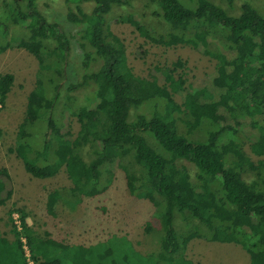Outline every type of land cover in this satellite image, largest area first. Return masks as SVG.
<instances>
[{
    "label": "trees",
    "instance_id": "obj_1",
    "mask_svg": "<svg viewBox=\"0 0 264 264\" xmlns=\"http://www.w3.org/2000/svg\"><path fill=\"white\" fill-rule=\"evenodd\" d=\"M64 1L75 7L68 8L66 19L81 26L77 40L85 70L82 79L66 89H82L79 92L84 94L96 89L103 95L71 112L79 124L76 132L66 111L60 124L53 109L65 78L60 60L69 49L66 33L58 22L44 16L39 0L3 1L0 53L10 47L23 48L38 63L35 84L27 95L10 150L32 177L51 176L45 168L48 164L63 168L71 182L69 191L77 197L100 193L101 167L109 159V164L123 169L130 193L154 205L159 220L157 250L141 252L125 234L117 233L88 245L44 238L29 224L27 211L12 206L8 210L12 238L0 233V264H198L183 252L194 237L237 244L253 264H264V188L257 180L253 188L243 177L238 159L215 141L225 134L232 138L234 152L245 155L241 148L245 141L255 144L264 139V10L250 5L249 0H242L237 14L224 7L227 4L235 9L234 0H191L193 5L181 0H147L146 7L154 6L151 14L167 23L169 30L154 34L150 26L142 36L156 45L180 44L212 56L218 60L219 73L225 75L223 84L214 83L213 74L185 87V79L174 75L175 68L154 65L148 79L136 75L128 65L123 41L105 25V15L112 7L128 0ZM120 20L138 23L132 15ZM8 22L26 33L2 42L9 33ZM92 54L101 61L95 71L88 70ZM13 82L12 73L0 74L2 107ZM174 94H180L182 105L168 99ZM149 101H154L151 111L137 112L132 119L133 110ZM203 103L211 106L213 117L201 111ZM176 112L183 113L188 133L204 130L206 125L209 138L182 133ZM42 122L45 126L38 144L32 138ZM259 154L264 156V142ZM125 158H129L130 167L123 162ZM185 162L193 166V179ZM261 165L259 161L258 176ZM173 181L187 183L188 190L175 189ZM13 193L12 176L1 167L0 206L6 205ZM61 196L59 189L48 194L49 210ZM208 200L229 211L232 220L219 217L214 208L203 204ZM175 210L186 219L198 220L204 229L179 234L173 225ZM153 230L147 220L144 231L149 236Z\"/></svg>",
    "mask_w": 264,
    "mask_h": 264
},
{
    "label": "rangeland",
    "instance_id": "obj_2",
    "mask_svg": "<svg viewBox=\"0 0 264 264\" xmlns=\"http://www.w3.org/2000/svg\"><path fill=\"white\" fill-rule=\"evenodd\" d=\"M3 1L5 0H0V7H3ZM44 1L39 0L44 16L50 21L58 22L69 40L67 55L60 60L65 70V78L61 80L60 96L55 103L53 115L61 124L66 117L64 114L66 111L72 130L76 132L79 124L71 112L81 105L88 104L89 99L101 98L103 92L96 89V91L89 89L85 94L79 92L82 89L67 91L66 87L80 81L85 72L82 65L83 50L79 47L77 40V31L81 26L66 19L68 8L75 10L74 4H66L64 0H46L44 4H41ZM181 1L193 5L191 0ZM243 2L234 0L232 5L235 9H230L227 4L224 7L230 13L237 14V11H241ZM248 3L264 10V0H249ZM146 5L147 0H128L127 3L114 5L105 15L106 27L125 45L127 63L133 72L140 77L150 79V71L154 65H158L162 68H175L174 75L176 77L180 75L185 79V87L189 83H195L213 74L214 83L223 84L225 75L219 73L220 66L216 58L205 55L190 46L178 44L164 47L156 45L142 36L141 32L150 26L154 28L152 29L154 34H165L169 30L167 23L151 14L154 10L153 4L149 7ZM83 10L87 11L88 9L84 8ZM129 15L137 20L136 25L120 20ZM7 25L9 33L2 39V42L8 41L12 35L20 36L26 33L25 29H19L10 22ZM100 64L101 61L92 54L88 70L95 71ZM37 67L36 58L23 48L10 47L0 53V74L10 72L14 75L13 86L6 98L5 106L0 109V168L8 169L14 186L12 198L6 205L0 206V233H6L9 238H12L9 232L8 210L14 206L27 211L29 224L38 235L44 238L51 237L66 243L88 245L104 240L110 234L117 233L125 234L135 248L141 252L157 250L159 220L154 216V205L147 198H138L130 193L123 169L117 165L109 164V159H105L101 167L100 193L92 197H77L69 191L71 182L63 168L59 169L53 164H48L45 165V168L52 173L51 176L43 179L32 177L25 171L22 161L10 150L15 143L17 126L24 116L27 95L35 84ZM215 75L216 77H214ZM49 93L53 94L51 90ZM168 99L180 105L183 104L180 94H174ZM100 105L99 103L98 106ZM153 105L154 101H149L139 106L133 110L132 119L137 112L149 113ZM200 109L213 117L211 106L203 103L200 105ZM174 116L179 130L188 137L209 138L207 128L204 127L206 125H203L204 130L200 128L188 133L186 124L182 121L183 113L176 112ZM44 126L43 122L36 126V135L32 140L38 144L41 143ZM148 141L153 144L152 146H157L152 139ZM215 141L224 152H232L233 156L238 159L243 177L253 188L255 187L254 180H257L259 187L264 188L262 181L264 179V156L259 154L260 146L264 142L263 137L255 144L245 141L241 146L245 155L234 152L233 140L225 134ZM227 156L231 157L228 154ZM259 161H262L259 169L260 176L255 173ZM123 162L129 166V158H125ZM184 164L193 179V166L188 162ZM172 185L175 189L188 190L189 187L187 183L179 184L176 181H173ZM55 189H59L62 196L49 210L47 207L48 194ZM77 198H79L78 201H76ZM203 204L214 208L219 217L232 220L231 213L218 207L213 200L205 201ZM12 215L16 220V213ZM147 220H150L154 227L149 236L144 231V223ZM173 225L181 235L196 229L198 231L204 229L201 222L191 217L186 219L177 210L174 211ZM176 245L178 248L181 247L179 243ZM183 252L198 264H253L246 251L234 243L194 237L189 240Z\"/></svg>",
    "mask_w": 264,
    "mask_h": 264
},
{
    "label": "built area",
    "instance_id": "obj_3",
    "mask_svg": "<svg viewBox=\"0 0 264 264\" xmlns=\"http://www.w3.org/2000/svg\"><path fill=\"white\" fill-rule=\"evenodd\" d=\"M1 108H3V107H2V103H1V101H0V109H1ZM26 255L28 256V252H27V251H26ZM29 262H30V261H29Z\"/></svg>",
    "mask_w": 264,
    "mask_h": 264
}]
</instances>
